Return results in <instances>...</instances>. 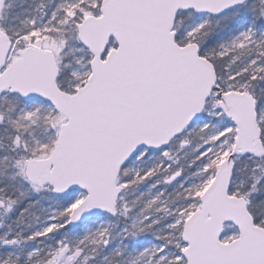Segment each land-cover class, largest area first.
Returning a JSON list of instances; mask_svg holds the SVG:
<instances>
[{
  "label": "snow or ice",
  "instance_id": "obj_1",
  "mask_svg": "<svg viewBox=\"0 0 264 264\" xmlns=\"http://www.w3.org/2000/svg\"><path fill=\"white\" fill-rule=\"evenodd\" d=\"M0 264H264V0H0Z\"/></svg>",
  "mask_w": 264,
  "mask_h": 264
}]
</instances>
